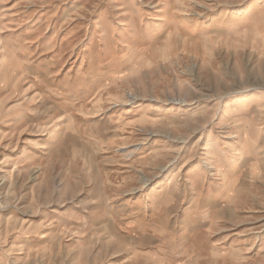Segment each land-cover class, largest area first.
I'll list each match as a JSON object with an SVG mask.
<instances>
[{"label":"rangeland","instance_id":"374dc122","mask_svg":"<svg viewBox=\"0 0 264 264\" xmlns=\"http://www.w3.org/2000/svg\"><path fill=\"white\" fill-rule=\"evenodd\" d=\"M0 264H264V0H0Z\"/></svg>","mask_w":264,"mask_h":264}]
</instances>
